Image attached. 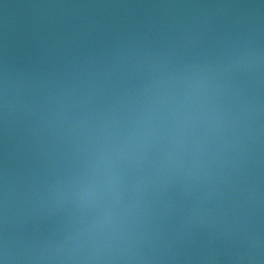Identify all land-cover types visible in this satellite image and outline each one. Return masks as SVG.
<instances>
[{
	"label": "clouds",
	"instance_id": "1",
	"mask_svg": "<svg viewBox=\"0 0 264 264\" xmlns=\"http://www.w3.org/2000/svg\"><path fill=\"white\" fill-rule=\"evenodd\" d=\"M245 7L264 10V0ZM231 29L235 40L215 60L128 55L85 67L42 99L5 63L0 264H264V11ZM13 135L19 158L73 153L82 168L46 189L27 170L13 176ZM61 199L74 219L63 232L25 227L33 208ZM184 200L187 222L172 229L164 217ZM197 229L219 246H194Z\"/></svg>",
	"mask_w": 264,
	"mask_h": 264
},
{
	"label": "water",
	"instance_id": "2",
	"mask_svg": "<svg viewBox=\"0 0 264 264\" xmlns=\"http://www.w3.org/2000/svg\"><path fill=\"white\" fill-rule=\"evenodd\" d=\"M262 0H0V82L5 63L10 74L22 77L42 99L70 83L85 67L108 68L128 55L171 54L179 64H200L226 55L235 40L231 22L264 10L245 7ZM110 5L111 7L44 10L38 5ZM158 5H195L165 8ZM128 6V7H125ZM139 82L130 79L129 87ZM15 137L9 140V170L33 173L41 189L66 184L82 168L73 153L51 161L28 155L19 158ZM5 141L0 121V184L3 180ZM191 201L184 200L164 219L178 229L187 222ZM74 223L71 205L54 200L33 208L25 227L37 235L53 236ZM196 247H218L209 233L196 230ZM218 264H227L219 261Z\"/></svg>",
	"mask_w": 264,
	"mask_h": 264
}]
</instances>
